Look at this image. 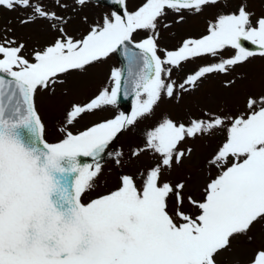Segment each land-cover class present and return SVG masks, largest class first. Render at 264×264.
<instances>
[{
	"label": "snow or ice",
	"instance_id": "obj_1",
	"mask_svg": "<svg viewBox=\"0 0 264 264\" xmlns=\"http://www.w3.org/2000/svg\"><path fill=\"white\" fill-rule=\"evenodd\" d=\"M113 2L123 15H105L76 37L67 31L68 14L89 0H0V10L23 13L20 27L43 23L56 33L25 54L15 30L0 28V264H222L234 241L239 246L264 226V92L248 93L235 110L225 104L186 120L164 115L146 131L143 147L128 153L129 160L151 153L154 166L119 174L114 190L85 201L103 172V156L122 167L125 152L117 142L130 138L162 99L179 102L210 75H230L250 58H264V14L256 16L247 0L232 10L221 0H140L132 11L127 0ZM206 10L213 15L199 37L183 38L173 49L159 45L169 15L180 24ZM139 32L145 38L137 42ZM117 51L125 68H113L109 86L71 104L58 140L49 142L37 95H54L66 77L86 74ZM208 57L219 59L172 79L185 63ZM122 94L133 97L129 113L71 130L86 114L114 108ZM218 133L223 139L204 161L206 184L197 198L185 195L190 176L165 178L192 155L181 145ZM248 264H264V247Z\"/></svg>",
	"mask_w": 264,
	"mask_h": 264
},
{
	"label": "rangeland",
	"instance_id": "obj_2",
	"mask_svg": "<svg viewBox=\"0 0 264 264\" xmlns=\"http://www.w3.org/2000/svg\"><path fill=\"white\" fill-rule=\"evenodd\" d=\"M236 2L237 0H221L222 5L229 6L228 10L234 9ZM247 2L249 9L254 11L256 16L264 14V0H247ZM139 3L140 0H127L128 10H134ZM112 13V10L107 6L89 2L88 6L82 11L68 14L70 18L67 24V31L70 35L79 37L90 25L98 22L102 23V18L105 15L110 16ZM21 15L23 13L1 10L0 28L10 26L15 30L12 35L27 45L25 54L33 46H44L53 40L56 33L48 31L46 24L37 23L28 27H20L17 23V18ZM212 15V10H206L199 16H186L185 21L180 24L173 23L174 18L169 15L162 23H168L171 27L164 29L161 26L159 45L162 48L173 49L183 38L199 37L204 33L207 21ZM83 17H87V23L83 22ZM9 21H11L10 25ZM143 38H145V33L143 32H139L134 36L137 42ZM241 43L246 49L258 50L250 42L242 41ZM229 54L230 52H226L224 56L227 57ZM218 59L208 57L207 59L197 58L194 61H189L184 64L182 69L173 71L172 79L179 82L186 74H190L197 70L198 67ZM113 68H119L115 53L110 54L104 61L90 68L84 75L74 73L66 77L64 85L56 86L54 95L50 92H42L37 95L36 106L46 125L45 138L49 142L58 140V128L63 126L59 122L71 104L83 103L102 87L109 86L108 76ZM229 79H235L236 83L230 88L224 87L222 82ZM261 92H264V58L257 55L250 58L244 65L237 67L230 75H210L203 79L194 91L182 94V99L179 102L166 98L162 99L155 108L154 114L143 121L130 138L126 140L122 136L120 141L117 142L118 146H122L125 152L122 167L115 166L107 154L103 156L101 159L103 172L96 180L95 188L88 197H85V201L114 190L119 184V174H136L154 166L155 160L152 158L151 153H144L139 158H132L131 160L128 159V153L130 147H143L146 131L150 130L164 115L176 120H186L189 116L199 115L202 110L216 112L225 104L235 110L243 106L248 93L259 94ZM119 113L120 110L115 106L114 108L96 111L93 114H86L71 130L74 133L78 132L94 123L112 118ZM222 139L223 135L218 133L210 141L198 139L188 141L186 145H181L182 148L185 146L191 147L193 149L192 155L189 159H185L183 164L174 167L165 178L175 182L190 176L191 180L185 190V195L191 194L194 198H197L208 179L204 161L212 153L215 145L220 143ZM213 175H215V172H213ZM137 180L139 181V177H137ZM248 237L250 239L244 240L239 246H237L236 241L233 242L232 250L223 255L222 264H248L254 250L264 247V226L257 225L252 232L248 233Z\"/></svg>",
	"mask_w": 264,
	"mask_h": 264
},
{
	"label": "water",
	"instance_id": "obj_3",
	"mask_svg": "<svg viewBox=\"0 0 264 264\" xmlns=\"http://www.w3.org/2000/svg\"><path fill=\"white\" fill-rule=\"evenodd\" d=\"M92 1H95V2H98L101 4L109 5L114 9V11L117 14L123 15L122 6L114 3L113 0H92ZM133 50L138 51L136 49H133ZM116 53H117V57L119 59L120 65H121V69H124L125 65H126V61L124 59V56L121 54L120 51H117ZM132 102H133V97L131 95H129L127 98H125L122 94L120 99H119L118 105L122 106L125 109V111L128 113L130 111L131 106H132ZM80 159L83 163H92L90 158L82 157Z\"/></svg>",
	"mask_w": 264,
	"mask_h": 264
}]
</instances>
